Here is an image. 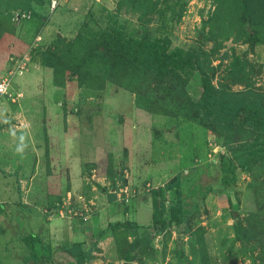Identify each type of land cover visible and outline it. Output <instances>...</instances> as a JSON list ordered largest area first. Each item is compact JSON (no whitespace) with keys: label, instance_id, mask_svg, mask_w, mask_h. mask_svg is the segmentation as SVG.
Returning <instances> with one entry per match:
<instances>
[{"label":"rangeland","instance_id":"obj_1","mask_svg":"<svg viewBox=\"0 0 264 264\" xmlns=\"http://www.w3.org/2000/svg\"><path fill=\"white\" fill-rule=\"evenodd\" d=\"M116 32L164 39L194 64L181 68L189 102L176 117L137 108L132 91L107 80L92 40ZM2 81L0 189H15L13 211L72 218L43 241L51 264H264V159L221 181L231 149L261 129L202 98L264 95V0H0ZM177 190L179 223L169 212ZM115 222L137 226L100 233ZM75 241L87 260L56 250Z\"/></svg>","mask_w":264,"mask_h":264},{"label":"trees","instance_id":"obj_2","mask_svg":"<svg viewBox=\"0 0 264 264\" xmlns=\"http://www.w3.org/2000/svg\"><path fill=\"white\" fill-rule=\"evenodd\" d=\"M165 40L150 39L147 36L138 35L134 39H126L116 32L98 40H92L94 50L103 52L92 53V58H98L106 62L107 80L114 84H122V87L135 94L136 107L151 114L176 117V113L182 106L189 102L185 91L186 76L181 68L194 66L189 58L181 57L180 52L173 53L164 48ZM178 52V51H175ZM190 53H186L188 55ZM149 78V80H148ZM151 80V81H150ZM202 81V86H204ZM170 83L169 87L162 84ZM151 84L156 88L150 89ZM252 90L240 93H202V98L213 105L218 112L225 116L234 117L243 113L257 127L261 133L256 135L248 144L231 149L222 167V184L228 185L235 176V170H248L252 165L264 159V95ZM179 187L174 183L167 187L172 190ZM177 203L170 206V221L180 222L181 192L176 191ZM160 220V214L154 211L153 223ZM164 223V222H163ZM136 223L115 222L109 223L107 228L100 233L117 227H136ZM29 254L23 258L24 263L32 261L37 264H51L53 249L49 244L44 245L41 239L34 234L19 235ZM43 246L48 255L38 256L34 245ZM142 244V238L134 240L130 250L135 251ZM57 251L68 255L75 262L87 260L90 252L83 250V243L75 242L68 246L57 247Z\"/></svg>","mask_w":264,"mask_h":264},{"label":"crops","instance_id":"obj_3","mask_svg":"<svg viewBox=\"0 0 264 264\" xmlns=\"http://www.w3.org/2000/svg\"><path fill=\"white\" fill-rule=\"evenodd\" d=\"M3 183L4 180L1 179L0 186H3ZM4 186L0 189V195H2L0 198H3L0 200V264H23L22 260L28 256L29 252L19 235L31 233L37 235L43 242L51 236L62 235L63 229L60 231V228L63 226L60 227V224L69 226L72 218L54 216L47 218L41 211L25 206L21 207L23 211H13L12 207H16L17 201L16 191L12 185ZM72 230L68 228V233H77ZM77 234L79 236L81 233Z\"/></svg>","mask_w":264,"mask_h":264},{"label":"built area","instance_id":"obj_4","mask_svg":"<svg viewBox=\"0 0 264 264\" xmlns=\"http://www.w3.org/2000/svg\"><path fill=\"white\" fill-rule=\"evenodd\" d=\"M58 1H60V0H58ZM55 4H56V1H54V5ZM8 88H9V84L7 81L0 82V94L6 93Z\"/></svg>","mask_w":264,"mask_h":264},{"label":"clouds","instance_id":"obj_5","mask_svg":"<svg viewBox=\"0 0 264 264\" xmlns=\"http://www.w3.org/2000/svg\"><path fill=\"white\" fill-rule=\"evenodd\" d=\"M24 147H25V145H24L23 140H22V141H21V145H19L18 148H17V151H18V152H22L23 149H24Z\"/></svg>","mask_w":264,"mask_h":264}]
</instances>
